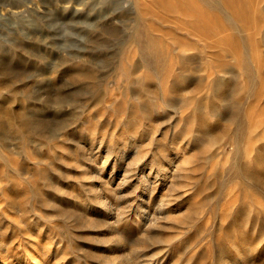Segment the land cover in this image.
<instances>
[{
  "label": "rangeland",
  "instance_id": "rangeland-1",
  "mask_svg": "<svg viewBox=\"0 0 264 264\" xmlns=\"http://www.w3.org/2000/svg\"><path fill=\"white\" fill-rule=\"evenodd\" d=\"M226 1L0 0V264H264V0Z\"/></svg>",
  "mask_w": 264,
  "mask_h": 264
},
{
  "label": "bare ground",
  "instance_id": "bare-ground-1",
  "mask_svg": "<svg viewBox=\"0 0 264 264\" xmlns=\"http://www.w3.org/2000/svg\"><path fill=\"white\" fill-rule=\"evenodd\" d=\"M180 1V0H179ZM262 3V2H261ZM227 8L229 9V11L231 12L232 15H234V19L235 18H242L244 16H249L252 15V19L251 20H254V22L256 21V13H255V8L251 9V8H248V7H244V0H227L225 2ZM246 5V4H245ZM192 6V5H191ZM190 6V7H191ZM260 6V5H259ZM187 8V7H185ZM225 10V8H224ZM187 11V10H186ZM189 11V10H188ZM187 11V12H188ZM196 12V11H195ZM190 13V12H189ZM198 13V12H196ZM184 14V13H183ZM186 15V14H185ZM192 16V15H191ZM232 17V16H231ZM233 18V17H232ZM202 20V19H201ZM205 20V19H203ZM233 20V19H232ZM245 22L244 23H247L249 22L250 18H244ZM193 25V24H192ZM256 25V24H255ZM256 28V27H255ZM203 29V28H202ZM206 30V29H205ZM203 31V30H202ZM201 32V31H200ZM256 36V35H255ZM234 44V43H233ZM233 92V91H232ZM229 97V96H228ZM93 221V220H92ZM91 223V222H90Z\"/></svg>",
  "mask_w": 264,
  "mask_h": 264
}]
</instances>
